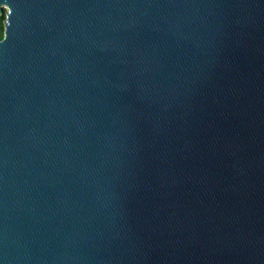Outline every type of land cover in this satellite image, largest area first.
<instances>
[{
	"label": "water",
	"instance_id": "95a60500",
	"mask_svg": "<svg viewBox=\"0 0 264 264\" xmlns=\"http://www.w3.org/2000/svg\"><path fill=\"white\" fill-rule=\"evenodd\" d=\"M11 7L0 264H264V0Z\"/></svg>",
	"mask_w": 264,
	"mask_h": 264
},
{
	"label": "snow or ice",
	"instance_id": "6c2138e0",
	"mask_svg": "<svg viewBox=\"0 0 264 264\" xmlns=\"http://www.w3.org/2000/svg\"><path fill=\"white\" fill-rule=\"evenodd\" d=\"M0 10H2L5 15L0 16V31L6 32L7 26L3 24L4 20H10L12 12L14 9L11 7V0H0ZM6 38V36H4Z\"/></svg>",
	"mask_w": 264,
	"mask_h": 264
},
{
	"label": "clouds",
	"instance_id": "9594fccd",
	"mask_svg": "<svg viewBox=\"0 0 264 264\" xmlns=\"http://www.w3.org/2000/svg\"><path fill=\"white\" fill-rule=\"evenodd\" d=\"M3 38V36H2V32H0V39H2Z\"/></svg>",
	"mask_w": 264,
	"mask_h": 264
},
{
	"label": "trees",
	"instance_id": "16d2710c",
	"mask_svg": "<svg viewBox=\"0 0 264 264\" xmlns=\"http://www.w3.org/2000/svg\"><path fill=\"white\" fill-rule=\"evenodd\" d=\"M0 16H4V15H0ZM0 32H2V35H3V31H0Z\"/></svg>",
	"mask_w": 264,
	"mask_h": 264
}]
</instances>
